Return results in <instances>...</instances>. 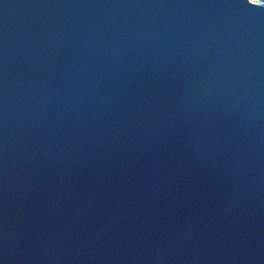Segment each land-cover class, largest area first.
I'll return each instance as SVG.
<instances>
[{"label": "water", "instance_id": "water-1", "mask_svg": "<svg viewBox=\"0 0 264 264\" xmlns=\"http://www.w3.org/2000/svg\"><path fill=\"white\" fill-rule=\"evenodd\" d=\"M0 264H264V0H0Z\"/></svg>", "mask_w": 264, "mask_h": 264}]
</instances>
